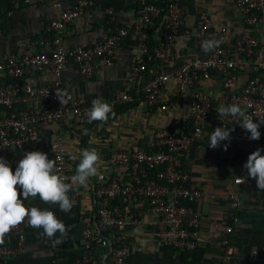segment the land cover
<instances>
[{"label": "built area", "instance_id": "obj_1", "mask_svg": "<svg viewBox=\"0 0 264 264\" xmlns=\"http://www.w3.org/2000/svg\"><path fill=\"white\" fill-rule=\"evenodd\" d=\"M136 2L144 38L129 65L126 90L108 103L115 109L139 100L147 110H165L170 100L163 102L160 95L170 82H175L173 104L186 109L188 115L180 126L159 130L150 149L120 150L114 154L111 164L118 173L93 188L92 208L80 217L84 230L79 264H97V250L102 251L101 260L108 264H124L130 256L125 230L139 227L141 221L124 217L117 204L120 200L146 201L153 215L150 224L155 228L154 237L174 249L192 251L202 219L195 205L201 200L217 199L226 202L231 212L230 224L224 228L225 236L220 240L223 252L218 262L229 264L234 249L231 234L239 221L241 186L251 180L243 165L257 148L264 155V124L258 129L260 139L249 140V134L239 126V118L220 117L217 109L221 105L239 104L254 122L264 120V0H233L243 16V28L235 35L208 17H202L193 28L188 27L178 0ZM52 6L59 12L31 35V50L10 53L0 59V152L36 140L39 132L51 124L70 122L74 127L89 124L86 111L91 102L77 97L62 106L57 99L55 92L64 91L62 72L71 66L84 78H90L98 67L112 66L119 44L128 34L127 29H121L97 44L68 47L64 43L65 27L89 13L93 0L71 3L53 0ZM205 39L219 41L207 54L201 50ZM177 40H192L196 51L188 60L165 69L178 58ZM40 74L52 80L45 85L31 84L29 78ZM215 80L220 81V89L209 92L207 84ZM18 105L21 107L17 108ZM217 127L234 129L230 141L222 144L232 142L244 150L232 185L221 195L206 193L192 183L183 160L197 142L209 143L210 133ZM51 150L58 176L68 178L63 135L54 138ZM241 180L245 182L240 183ZM68 195L75 204L78 195L71 192ZM3 239L0 264L22 251L21 224Z\"/></svg>", "mask_w": 264, "mask_h": 264}, {"label": "crops", "instance_id": "obj_2", "mask_svg": "<svg viewBox=\"0 0 264 264\" xmlns=\"http://www.w3.org/2000/svg\"><path fill=\"white\" fill-rule=\"evenodd\" d=\"M52 1L0 0V59L10 53L31 50V35L41 30L59 12L52 6ZM63 1L71 3L74 0ZM178 1L184 11L185 24L190 28L202 17L210 18L217 26H225L230 35L239 33L243 28V16L235 8L233 0ZM108 10L112 13H108ZM121 29H127L128 34L119 44L112 66L98 67L90 78H84L71 66L65 67L61 80L71 98H83L87 103L96 98H103L107 103L118 99L127 88L129 65L144 35L139 27L136 0H93L89 13L65 27L64 43L68 47L97 44ZM195 51L192 40H177L175 52L178 58L164 68L188 60ZM153 67L150 63L149 69ZM51 80L52 77L44 74L29 78L33 85H45ZM219 89V80L207 84L209 92L216 93ZM175 94L176 84L170 82L160 95L161 101L170 100L165 110H147L139 100H134L113 109L115 116H110L107 121H94L78 127L70 122L51 124L39 132L36 140L0 152V157L7 160L14 171L25 151H41L52 159L51 144L56 136L63 135L68 178L75 175L79 163V160L70 159L71 155L79 156L82 149H96L100 154L97 174L89 179L88 186L73 185L70 192L76 193L78 198L70 212L63 213L58 205L45 203L38 196L24 201L27 208L52 211L70 229L63 243L55 244L41 236L42 230L33 229L25 219L21 223L23 249L10 256L4 264H79L84 230L80 217L92 208L93 188L118 173L111 164L116 152L150 149L159 130L178 127L186 120L187 110L173 104ZM84 130H87V134ZM226 144L227 150H224L223 144L212 149L206 141H199L184 154L183 160L190 170L191 182L206 193L224 194L232 185V176L244 156L241 145L232 142ZM68 182H71L70 179ZM240 199L239 221L233 226L231 234L233 260L229 264H264V190L257 189L255 180L251 179L241 186ZM117 204L124 217L141 221L139 227L125 230L131 253L124 264H218L223 252L220 240L225 236L224 228L230 224L231 218L226 202L217 199L196 203L202 219L199 238L192 251L174 249L154 237L155 228L150 224L153 215L146 201L127 203L120 200ZM252 251H256V255ZM101 254L102 251L97 250V264H108L101 260Z\"/></svg>", "mask_w": 264, "mask_h": 264}, {"label": "clouds", "instance_id": "obj_3", "mask_svg": "<svg viewBox=\"0 0 264 264\" xmlns=\"http://www.w3.org/2000/svg\"><path fill=\"white\" fill-rule=\"evenodd\" d=\"M219 41L205 39L201 42L202 51L207 54L218 46ZM57 99L63 106L71 99L69 93L55 92ZM218 116L225 118H239V126L249 135V140H259L261 133L258 130L264 120H254L242 109L239 104L221 105L217 109ZM115 116L112 106L103 98H96L91 102V107L86 111L89 123L94 121H107ZM87 134V130H84ZM234 129L217 127L210 133L208 147L215 149L222 142L230 141L231 132ZM224 150L228 145L223 144ZM73 161L79 160L75 169V175L70 178H61L56 172V160L49 159L48 155L41 151H25L22 158L16 163L13 171L9 162L0 157V243L4 242L5 234L15 226L27 219V223L33 229L42 230L40 235L52 240L55 244L63 243V238L70 230L56 215L49 210H40L37 207L27 208L24 201L37 196L45 203L57 204L63 213H68L74 206L68 193L73 185L88 186L91 177L97 174V164L100 154L96 149H82L77 155H71ZM243 168L247 170V177L254 179L257 189L264 190V155L257 148L251 152ZM70 179L69 182L65 180ZM241 180L240 183H244ZM59 233V237H57ZM256 255V253L254 254Z\"/></svg>", "mask_w": 264, "mask_h": 264}]
</instances>
